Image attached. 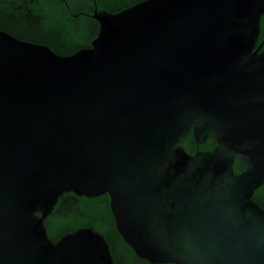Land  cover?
<instances>
[{"label":"water","instance_id":"obj_1","mask_svg":"<svg viewBox=\"0 0 264 264\" xmlns=\"http://www.w3.org/2000/svg\"><path fill=\"white\" fill-rule=\"evenodd\" d=\"M263 13L143 0L98 13L92 47L70 55L0 29V264H116L92 226L50 238L66 192L108 193L151 263L264 264ZM190 133L217 144L191 154Z\"/></svg>","mask_w":264,"mask_h":264},{"label":"flooded vegetation","instance_id":"obj_2","mask_svg":"<svg viewBox=\"0 0 264 264\" xmlns=\"http://www.w3.org/2000/svg\"><path fill=\"white\" fill-rule=\"evenodd\" d=\"M140 1L143 0H0V15L5 16L10 26L21 27L28 34L49 39L64 48L82 49L90 48L86 46L89 43L92 45L98 35H95L100 29L99 20L96 18L98 13L119 12ZM260 27L255 45L259 52L264 50V13ZM205 150L208 149H197ZM78 196L73 192L61 195L52 212L46 217L45 224L47 220L54 224L59 217L64 220L71 219L77 213L81 214V218L88 219L89 214L82 208L83 201ZM126 252L128 249L121 253L122 259L126 258ZM134 261L132 264H137L138 261ZM140 264L144 263L141 261Z\"/></svg>","mask_w":264,"mask_h":264},{"label":"trees","instance_id":"obj_3","mask_svg":"<svg viewBox=\"0 0 264 264\" xmlns=\"http://www.w3.org/2000/svg\"><path fill=\"white\" fill-rule=\"evenodd\" d=\"M0 29L6 30L9 33L17 36L20 39L37 42V43H46L51 48L61 55H70L80 50V48H64L60 45L50 41L49 39L42 38L40 36H33L24 32L25 30L21 27L14 28L10 26L5 16L0 15ZM24 30V31H23ZM97 32L95 35H97ZM92 45L89 43L86 47H91ZM182 145L186 148L187 152L194 154L197 152L199 148L212 149L217 144V141L210 136L206 143L198 144L195 141L193 133H190L187 137L182 139ZM246 168L245 162L241 158H236L234 161V169L237 173L243 171ZM83 202L82 208H85V211L89 214L88 219L81 218V214L77 213L73 215L71 219L64 220L62 218H57L54 224L46 221L47 232L54 241L59 240L65 234L74 232L78 230L80 227L92 226L95 230L100 231L109 242L112 255L114 257L116 264H132L134 259L140 264L142 261L144 264H154L149 262L146 259L139 257L133 248L127 244V242L123 239L119 231L117 230L115 219L110 206V196L108 193L95 196V197H87V196H78ZM254 199L259 202L264 208V184L261 185L254 193ZM80 212V211H79ZM124 249H128L126 252V258H121V253ZM135 262V261H134ZM160 264V263H159ZM162 264V263H161ZM163 264H175V263H163Z\"/></svg>","mask_w":264,"mask_h":264}]
</instances>
